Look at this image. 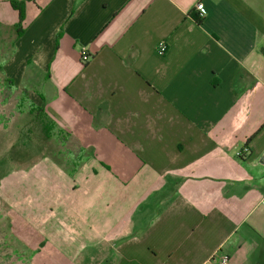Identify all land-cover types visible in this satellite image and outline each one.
<instances>
[{"label":"crops","instance_id":"0c3cea01","mask_svg":"<svg viewBox=\"0 0 264 264\" xmlns=\"http://www.w3.org/2000/svg\"><path fill=\"white\" fill-rule=\"evenodd\" d=\"M24 1L3 79L90 161L27 174L31 263L264 264V0Z\"/></svg>","mask_w":264,"mask_h":264},{"label":"rangeland","instance_id":"374dc122","mask_svg":"<svg viewBox=\"0 0 264 264\" xmlns=\"http://www.w3.org/2000/svg\"><path fill=\"white\" fill-rule=\"evenodd\" d=\"M32 107L34 102L20 88L3 79L0 67V264H32L27 252L31 241L24 239L30 232H46L44 216L39 210L32 214L31 198L25 192L32 190L30 180L41 185L43 172L51 163L73 179L90 164L79 161L77 156L84 152L70 135L58 136V129H53V137L47 138L45 121ZM34 167L39 170L35 172ZM37 187L31 192L39 195Z\"/></svg>","mask_w":264,"mask_h":264},{"label":"trees","instance_id":"16d2710c","mask_svg":"<svg viewBox=\"0 0 264 264\" xmlns=\"http://www.w3.org/2000/svg\"><path fill=\"white\" fill-rule=\"evenodd\" d=\"M10 3L12 5V7L19 12V16H20L19 26H21L22 23L25 20L26 2L24 0H10ZM194 19L196 20V22L198 24H201L202 23V20L199 19L198 14H194ZM8 83L12 85V82L11 81H8ZM32 110H36V111H39L40 112V116L43 118V121H45L44 122L45 123L44 127H45L46 136H47V138H52L53 136L51 134V131L53 129L54 130L57 129V127L55 126V124L52 121H50V119H48L44 115L43 110L41 108H37L35 106V107H32ZM59 135H62V132L58 131V136Z\"/></svg>","mask_w":264,"mask_h":264},{"label":"built area","instance_id":"2783aa9c","mask_svg":"<svg viewBox=\"0 0 264 264\" xmlns=\"http://www.w3.org/2000/svg\"><path fill=\"white\" fill-rule=\"evenodd\" d=\"M196 9L198 11V17L200 19L204 18V16H205L204 5L202 3H199L196 6ZM167 51H168V46H167L166 42H164V41L160 42L158 44V47H157L158 54L161 56H164L167 53ZM81 60L84 64H86L90 60V56L87 52V49H85V48H83L81 51ZM262 204L264 205V200L262 201ZM221 264H230L229 258L227 256L223 257V259L221 260Z\"/></svg>","mask_w":264,"mask_h":264},{"label":"water","instance_id":"95a60500","mask_svg":"<svg viewBox=\"0 0 264 264\" xmlns=\"http://www.w3.org/2000/svg\"><path fill=\"white\" fill-rule=\"evenodd\" d=\"M263 164H264V159H263Z\"/></svg>","mask_w":264,"mask_h":264}]
</instances>
